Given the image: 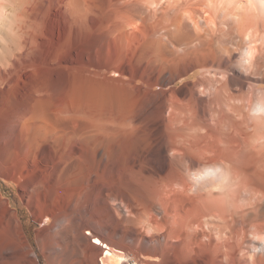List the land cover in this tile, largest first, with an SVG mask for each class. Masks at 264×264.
Segmentation results:
<instances>
[{
  "label": "bare ground",
  "instance_id": "6f19581e",
  "mask_svg": "<svg viewBox=\"0 0 264 264\" xmlns=\"http://www.w3.org/2000/svg\"><path fill=\"white\" fill-rule=\"evenodd\" d=\"M255 79L264 0H0V264H264Z\"/></svg>",
  "mask_w": 264,
  "mask_h": 264
},
{
  "label": "rangeland",
  "instance_id": "374dc122",
  "mask_svg": "<svg viewBox=\"0 0 264 264\" xmlns=\"http://www.w3.org/2000/svg\"><path fill=\"white\" fill-rule=\"evenodd\" d=\"M200 75L201 72L196 71L190 77V79H196ZM255 80H257L260 87L262 86V88H264V79ZM179 84L182 85L181 83ZM0 192L3 194L4 198L10 200L12 205L11 207L18 210L28 239L30 240L33 247L37 250L36 233L37 230L42 227V224L37 223L34 220L30 210L24 205L23 201L20 198L16 184L5 182L3 179L0 178ZM40 261H42V264H45L44 259L41 256Z\"/></svg>",
  "mask_w": 264,
  "mask_h": 264
}]
</instances>
